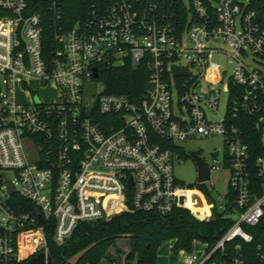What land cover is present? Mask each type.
Listing matches in <instances>:
<instances>
[{"label": "built area", "instance_id": "obj_1", "mask_svg": "<svg viewBox=\"0 0 264 264\" xmlns=\"http://www.w3.org/2000/svg\"><path fill=\"white\" fill-rule=\"evenodd\" d=\"M60 4L46 1V49L30 0H0V264L39 254L52 264L49 230L60 246L80 223L135 211L233 220L200 260L187 253L184 264H202L236 238L250 243L244 228L264 217V15L248 0H93L66 27ZM139 66L146 80L136 100L107 92L108 68ZM173 67L188 74L174 76ZM93 82L103 86L95 95L86 91ZM33 85L54 99L36 98ZM247 129L258 145L250 147ZM210 136L225 149L203 163L208 179L197 185L226 169L227 192L214 202L206 190L210 203L192 209V190L173 175V161L183 160L175 142ZM256 251L253 264H264ZM218 264L250 263L234 256Z\"/></svg>", "mask_w": 264, "mask_h": 264}, {"label": "trees", "instance_id": "obj_2", "mask_svg": "<svg viewBox=\"0 0 264 264\" xmlns=\"http://www.w3.org/2000/svg\"><path fill=\"white\" fill-rule=\"evenodd\" d=\"M46 1L30 0V10L40 14L44 48L50 49L53 34ZM92 1L60 0L62 23L66 27L71 26L82 17L84 10ZM248 2L252 9L264 15V0H248ZM105 74L102 79L106 83L107 92L124 93L136 100L144 89L146 71L141 66L135 70H130L128 67L124 69L111 67L105 71ZM246 133L250 147L258 145L254 134L248 129ZM255 154L253 150V157ZM232 224L231 218L223 217L216 211L208 221H198L183 208H175L167 215L135 211L122 213L108 221L80 223L70 238L60 246L53 243L52 230H49L47 244L52 264H101L102 260L116 264H156L157 248L163 242L174 240L172 251L176 255L180 251L191 253L197 241L206 244L210 249ZM244 230L252 236L250 243L238 238L226 242L223 252L216 251L202 264H218L234 256H241L247 263H255L257 247L264 250V217L256 226L245 227ZM121 238L128 239V252L124 254L123 259L122 250L116 244ZM110 249L113 250V254L109 252Z\"/></svg>", "mask_w": 264, "mask_h": 264}, {"label": "rangeland", "instance_id": "obj_3", "mask_svg": "<svg viewBox=\"0 0 264 264\" xmlns=\"http://www.w3.org/2000/svg\"><path fill=\"white\" fill-rule=\"evenodd\" d=\"M212 62L218 64L219 66L226 65V60L221 57H213ZM229 69V65H227ZM229 72V71H228ZM0 76V83H1ZM35 92V97L40 98L44 101H50L54 99V94L52 92L45 91L40 87L33 85ZM103 86L99 82H93V84L88 85L86 91L91 93V95H95L102 90ZM3 86H1V90L3 91ZM17 98L21 101L27 100V97L23 95L17 96ZM223 111V107L220 106V113ZM220 115V114H219ZM219 117V116H218ZM175 144L182 149V153L180 155L182 162L173 161V175L177 181V183L181 187H185L191 189L190 194V202H188L187 206L192 208H199L203 206V204H209L210 200L206 198V190L210 191V195L214 202H217L220 196H223L227 192V182L229 173L226 169L219 170H211L209 173V181L204 185H197V167L191 157V152H195L204 164H209L212 159V154L215 151H218L222 156L225 145L224 140L220 136H210V137H194L192 139H188L185 141H176ZM5 177L9 180L13 179V175L10 172L5 174ZM192 206V207H191ZM193 209V208H192ZM117 246L122 250V255L127 253L128 251V239L121 238L116 242ZM168 249L172 248L171 241H165L157 248V253L163 247ZM206 248V244L201 243L199 241L194 243L192 254L198 257V260L204 254ZM111 254H113V250H109ZM187 254L186 252H179L178 255V263H183V257ZM168 257H166V264L169 263ZM157 258V256H156ZM101 264H110L108 261L103 260Z\"/></svg>", "mask_w": 264, "mask_h": 264}, {"label": "water", "instance_id": "obj_4", "mask_svg": "<svg viewBox=\"0 0 264 264\" xmlns=\"http://www.w3.org/2000/svg\"><path fill=\"white\" fill-rule=\"evenodd\" d=\"M114 66L116 68H119L122 66V63L118 62ZM172 71L174 76H185L188 74L186 68L173 67ZM93 72H94V77L96 78L97 71L94 69ZM190 155L197 167V182L200 183L206 181L208 179V173H207V168L203 165V161L200 158H198L195 152H191ZM213 155L216 156V153H214ZM7 188L9 193L13 192V187L9 182ZM177 259L178 257L176 254H170L168 257L169 264H174L177 261ZM47 263L50 264L51 262L48 261ZM25 264H45L44 256L43 254H39L36 257L28 260Z\"/></svg>", "mask_w": 264, "mask_h": 264}, {"label": "crops", "instance_id": "obj_5", "mask_svg": "<svg viewBox=\"0 0 264 264\" xmlns=\"http://www.w3.org/2000/svg\"><path fill=\"white\" fill-rule=\"evenodd\" d=\"M170 241L172 243V248L171 249H168V248H166L164 246L162 249H160V251L156 255L157 256V258H156V264H166V257L169 256L170 254H173V251L172 250H173V245H174L175 241L174 240H170ZM123 257H124V255L121 256L122 259H123ZM177 257H178V255H177ZM178 259H177V261L174 264H184V263H178ZM105 261H107V260H105ZM108 263H110V262H108Z\"/></svg>", "mask_w": 264, "mask_h": 264}]
</instances>
